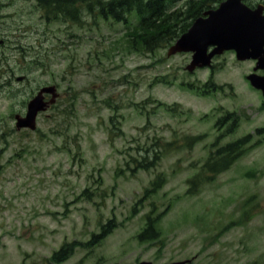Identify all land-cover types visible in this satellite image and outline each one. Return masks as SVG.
Masks as SVG:
<instances>
[{
    "label": "rangeland",
    "instance_id": "1",
    "mask_svg": "<svg viewBox=\"0 0 264 264\" xmlns=\"http://www.w3.org/2000/svg\"><path fill=\"white\" fill-rule=\"evenodd\" d=\"M31 6L19 1L4 11L9 31L32 20L40 25L34 51L41 66L27 73L22 92L27 96L54 82L61 97L50 116L39 117L40 135L0 132V264H49L63 242L92 239L111 218L116 226L94 247L78 245L54 264L264 262V213L243 221L237 207L248 200L264 204V140L211 182L201 168L207 170L212 150L264 126L259 95L243 77L249 64L231 54L219 58L212 77L219 88L205 91L210 72H188L187 53L169 56L168 45L141 53L127 44L122 22L83 10L65 29L40 14L25 15L24 7ZM5 101L0 99V129L15 126ZM228 111L239 115L236 132L212 145L223 132L215 122ZM186 135L205 138L186 142ZM132 156H145L147 167ZM252 169L263 177H245ZM162 175L166 182L159 191L149 190ZM194 175L202 184L191 193L188 179ZM147 217L159 224L161 236L141 242L136 236Z\"/></svg>",
    "mask_w": 264,
    "mask_h": 264
},
{
    "label": "trees",
    "instance_id": "2",
    "mask_svg": "<svg viewBox=\"0 0 264 264\" xmlns=\"http://www.w3.org/2000/svg\"><path fill=\"white\" fill-rule=\"evenodd\" d=\"M165 1L167 0H112L103 4L101 14L122 19L125 14L129 13V9L136 8L142 19L140 25H137L132 31V42L142 48L152 49L161 44L163 45L166 41L168 42L177 36L182 31L184 23L188 21L187 19L194 15L179 12L166 15L164 8ZM72 2L73 0H68V5H71ZM146 7L151 9H144ZM245 142L244 140H239L223 148V150H230V153L235 152L233 155H230V164L236 158V152L239 151L241 145ZM222 165L216 166V168L212 167V169L218 171L221 167L226 166ZM149 236L150 234L143 238L146 239Z\"/></svg>",
    "mask_w": 264,
    "mask_h": 264
},
{
    "label": "water",
    "instance_id": "3",
    "mask_svg": "<svg viewBox=\"0 0 264 264\" xmlns=\"http://www.w3.org/2000/svg\"><path fill=\"white\" fill-rule=\"evenodd\" d=\"M227 11L229 12V10ZM215 21H217L218 23H206L202 22V19L196 21L190 31L186 33L184 37L180 39L177 44L171 48L170 53L184 49L196 50L197 52L194 55V59L192 63L188 66L189 69H193L199 63V61H204L203 63H207L208 56L206 55V49L209 44L217 42L223 47H228L230 45V25L228 23V21H230V17H227L226 14H224V16L219 15L216 16ZM222 22H224V24ZM37 101L38 100H35L30 104V111L28 116L32 120L37 110L42 107L40 102L38 103Z\"/></svg>",
    "mask_w": 264,
    "mask_h": 264
},
{
    "label": "flooded vegetation",
    "instance_id": "4",
    "mask_svg": "<svg viewBox=\"0 0 264 264\" xmlns=\"http://www.w3.org/2000/svg\"><path fill=\"white\" fill-rule=\"evenodd\" d=\"M247 4H249L252 7H256L258 5L262 6L263 12H264V0H245ZM8 0H0V11H2L3 4L7 3ZM231 53L235 54L234 51L230 50ZM255 64V63H254ZM251 72H256L260 75H264V69H256L255 65L253 66V69Z\"/></svg>",
    "mask_w": 264,
    "mask_h": 264
},
{
    "label": "bare ground",
    "instance_id": "5",
    "mask_svg": "<svg viewBox=\"0 0 264 264\" xmlns=\"http://www.w3.org/2000/svg\"><path fill=\"white\" fill-rule=\"evenodd\" d=\"M155 4V3H154ZM159 5V4H158ZM154 7V6H153ZM156 8V7H155ZM139 164V163H138ZM148 165V164H147Z\"/></svg>",
    "mask_w": 264,
    "mask_h": 264
}]
</instances>
